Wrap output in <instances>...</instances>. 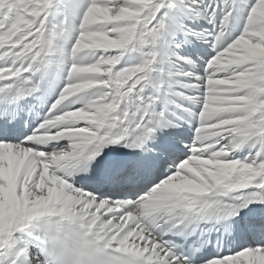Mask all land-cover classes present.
Masks as SVG:
<instances>
[{
  "label": "snow or ice",
  "instance_id": "1",
  "mask_svg": "<svg viewBox=\"0 0 264 264\" xmlns=\"http://www.w3.org/2000/svg\"><path fill=\"white\" fill-rule=\"evenodd\" d=\"M44 216L264 264V0H0V264H44Z\"/></svg>",
  "mask_w": 264,
  "mask_h": 264
},
{
  "label": "clouds",
  "instance_id": "2",
  "mask_svg": "<svg viewBox=\"0 0 264 264\" xmlns=\"http://www.w3.org/2000/svg\"><path fill=\"white\" fill-rule=\"evenodd\" d=\"M40 228L46 244L44 264H113L107 243L67 216H44Z\"/></svg>",
  "mask_w": 264,
  "mask_h": 264
}]
</instances>
